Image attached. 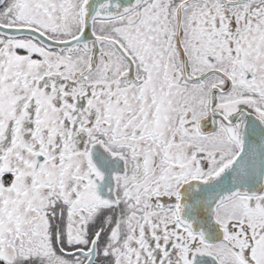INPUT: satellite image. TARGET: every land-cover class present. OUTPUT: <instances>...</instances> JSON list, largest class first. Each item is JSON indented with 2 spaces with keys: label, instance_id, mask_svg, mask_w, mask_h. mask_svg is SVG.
Returning <instances> with one entry per match:
<instances>
[{
  "label": "snow or ice",
  "instance_id": "6c2138e0",
  "mask_svg": "<svg viewBox=\"0 0 264 264\" xmlns=\"http://www.w3.org/2000/svg\"><path fill=\"white\" fill-rule=\"evenodd\" d=\"M0 264H264V0H0Z\"/></svg>",
  "mask_w": 264,
  "mask_h": 264
}]
</instances>
